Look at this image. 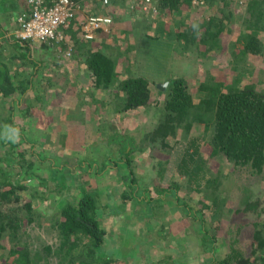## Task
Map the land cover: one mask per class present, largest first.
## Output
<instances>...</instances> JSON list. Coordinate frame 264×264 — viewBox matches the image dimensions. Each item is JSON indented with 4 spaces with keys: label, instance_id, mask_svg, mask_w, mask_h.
Segmentation results:
<instances>
[{
    "label": "trees",
    "instance_id": "trees-1",
    "mask_svg": "<svg viewBox=\"0 0 264 264\" xmlns=\"http://www.w3.org/2000/svg\"><path fill=\"white\" fill-rule=\"evenodd\" d=\"M75 1L77 5L75 19L64 29V36L59 43L71 44L69 49L71 51L75 49L73 56L77 54L76 50L78 52L81 50L85 55V58L79 62H82L83 67L86 65L87 74L92 79L91 94H94V90H99L102 94L110 91V99L101 100L100 107L112 109V112L121 114L128 109L150 104L151 95L147 79L142 75L125 77L126 72L122 73L121 67L127 58L119 59V55L124 53L119 47L116 53L108 51L115 38H110L107 36L109 33L106 34L100 30L94 33L92 39H84L80 33L81 23L87 15L110 16L113 19L110 28H116L115 23L119 22V18L115 12L120 5L125 4L126 0ZM133 1L142 8L141 1ZM43 2L49 3L50 0H43ZM235 3L239 4L235 5ZM25 5L23 10L29 11L28 0ZM87 5L95 7L92 6V9L88 7V13L84 14L82 10ZM148 7L149 14L152 9L159 11L162 15L171 16L176 24V26L170 25L169 28H164L160 21L156 29L158 34L150 36L143 33L147 39L152 37L150 40L159 42L160 52H164V55L168 54V57L170 50L174 49L173 56L176 57L189 47L211 52L221 47L220 39L225 34L233 37L232 47L239 46L238 51L231 50V63H236L239 59L242 61L247 54L257 57L263 53L264 40L261 34L264 33V0H155L153 6L148 5ZM207 10L209 15H205ZM141 12L148 13L145 10ZM191 12L195 15L198 13L202 22L195 19L192 21L191 17L194 14ZM235 12H239L238 15ZM135 20L138 21V19ZM234 21L240 24L238 30L232 27ZM149 24L145 27L149 28ZM134 29L138 31L137 27L130 29L124 27L119 33L121 32V36L125 38ZM165 36L173 44L169 41L164 42ZM15 37L17 38L16 35ZM127 38L132 39L131 36ZM55 42L51 40L49 43ZM153 53H156V49L150 54ZM35 63L37 65V62ZM232 69L237 72L235 64H232ZM27 82V79L19 78V76L12 77L10 66L0 61V142L2 144L5 142L10 146L15 145L14 136L9 130L13 128V108H7L4 97L17 89L25 90L28 86ZM167 82L164 90H157L164 94L163 99L154 101L156 115L158 114L154 130L143 136L150 139L148 147L167 153L162 163L158 162L160 166L156 173L158 182L151 186L146 173L136 174V163L133 165L131 161L135 147L130 142V138L123 135L125 132L121 134L115 130L107 135L106 129L102 126L99 131L107 135V143L118 145L115 148L119 156L118 160H121L128 170L121 176L128 178L129 188L121 192V201L109 205L107 210V201L113 197L111 193L101 194V191L97 189H86L83 183L89 180L85 179L81 183V194L76 201L64 203L61 207H53V212L58 217L55 225L62 240L60 249L64 247V251L59 255L68 256L69 263L75 264L74 260H79L78 264H110L115 260L113 254L117 249L110 254L102 247L105 234L100 221L102 213H112L117 217L124 216L129 225H135L142 238L141 241L138 240L134 231L129 229L130 236L126 238L132 242L142 243L145 238L153 239L155 234L162 238L168 237L165 240L167 244H174L172 239L177 240V246H172L182 251L174 256L172 253L164 252V264L168 262L190 264V261L194 259L191 251L184 252L185 247L182 241L185 237L182 232L176 238L167 227L171 221L169 211H178L183 221L188 218L187 221L190 223L195 221L200 223L201 231L198 236L200 244L196 248L203 253L205 250L210 251L211 248L216 249L212 245L215 239L210 233V224L215 229H219L218 222H222V216L228 214L231 207L235 205L231 202L232 198H234L233 202L239 199L242 204V209H235V211L254 212L257 216L264 214V206L260 197H257L256 186L257 179H260V174L264 172V87H256L254 79L240 83L238 73L228 81L208 77L200 83L194 93L189 91L190 86L184 77L171 78ZM113 91L118 92L114 99H112ZM32 106L35 105L31 102L22 111L20 108L18 110L21 115L28 116ZM138 150L142 151V148ZM110 158L113 160L114 157ZM107 159L104 156V161H94L97 162V173L102 171L109 162ZM213 159L214 163L211 162ZM113 162L117 163V160ZM34 164L35 162L30 161L27 164L28 167L23 170V175L20 176L21 170L14 177L5 167L0 166V264H40L41 260L44 264L47 262L45 259L50 246L46 245L34 250L22 236L25 234L22 230L23 224L26 225L34 219L32 212L35 210L32 200L26 199L24 202L20 200L22 192L28 189L25 182L35 175L32 171ZM51 168L53 173L49 175V178L36 176L42 180L41 185L47 191L30 192L32 196L37 194L42 197L41 204L44 203L42 207L46 209L49 203L48 193L54 194L61 190V187L64 188L62 180L72 175L70 170L64 172L60 167L52 166ZM244 170L248 172V175L251 174L256 188L253 183L240 181V175ZM181 179L185 181L184 185L178 183ZM48 185H53L55 191H50ZM132 185H134L133 189L141 187L142 192H137L136 189L134 191L131 188ZM183 190L187 192L185 196ZM190 192L194 193L193 197L189 196ZM196 196L198 199L200 197L197 200L200 208L195 210L191 199ZM128 200H132L137 205L136 209L134 204L127 205ZM4 203L8 205L6 208L3 206ZM251 224L252 244L255 245L251 249L253 259L245 258L241 252L230 245V253L213 262L264 264V216ZM185 229L187 227L183 230ZM72 248L79 251L76 256L70 254Z\"/></svg>",
    "mask_w": 264,
    "mask_h": 264
},
{
    "label": "rangeland",
    "instance_id": "rangeland-1",
    "mask_svg": "<svg viewBox=\"0 0 264 264\" xmlns=\"http://www.w3.org/2000/svg\"><path fill=\"white\" fill-rule=\"evenodd\" d=\"M154 2L155 0H152V4L149 5L153 6ZM141 4L142 8L133 0H126L124 5H115L116 7L119 6L115 15L119 18L120 23H115L116 28H112V30L109 27L108 31L104 33H109L107 36L112 39L115 38V41L112 40L108 51L116 53L118 52L117 47H119L124 53L118 54L119 59L127 58L121 67V72H126L125 77L128 75H142L147 79L151 95L150 104L128 109L123 113L121 112V114L112 112V109L101 108L100 101L106 98L109 100L110 91L102 94L99 90H94V94H91L92 79L87 74L86 65L83 67L82 62H79L85 58V55L82 54L81 50L79 52L76 50L77 54L73 56L75 49L74 51L69 49L71 44L64 45L59 43V40H54L56 41L54 44H58V46L50 43V49L44 47L49 42L30 41V50L33 58L37 62H41V65L34 67V65L29 64V67L25 68L23 66L22 70L19 69V72L16 68L10 70L12 76L16 74L23 76L26 74L24 73L26 72L25 70L29 68L27 75L34 76L36 79L32 87L29 88L27 86L23 91H20V89L14 90L9 96L4 97L7 108H13V128L9 130L12 131L15 145L10 146L8 143L4 142L2 144L0 142V166L5 167L9 174L14 177L21 170L20 176H22L23 170L28 167L27 164L30 161L35 162L33 170L31 169L35 175L25 182V185H28V189L22 192L20 198L21 202L26 199L32 200L33 209L35 210L32 212L34 219L26 225L23 224L22 230H24L25 234L22 236L25 242L34 250L46 245L50 246L48 253L46 252L48 256L45 259V262L47 261L45 264H71L67 260L68 256L61 257L59 255L64 251V247L60 249L62 240L55 225L58 217L53 212V207H61L64 203L76 201L81 194V183L85 179L89 180V182L83 183L86 189L94 188L101 191V194L111 193L114 197L108 199L107 210L109 205L121 201V192L130 186L128 178L121 176L126 174L128 170L125 164L118 160L119 156L116 154L115 149L118 145L107 143V135L109 133H113L115 130H118L121 134L125 132L123 135L126 138L129 137L130 142L135 147L131 161H133V165L136 163V174L146 173L151 186L153 183L158 182L156 176L157 170L160 168L158 162L162 163V159L166 158L167 153L148 147L150 139H146L143 136L154 130L158 118L154 101L162 100L164 97V94L159 93L157 90H164L169 79L179 76L184 77L190 86L189 91L191 93H194L200 83L203 80H207L208 77L228 81L237 73L240 83L243 84L249 79H254L256 87H264V48L263 53L257 57L247 54L242 61H239V59L236 63H231V50L235 49L238 51L239 46L236 48L232 47L233 37L231 38V35L225 34L220 39L221 47L215 48L211 52L189 47L181 51L176 57L173 56L174 49L170 50V56L168 57V54L164 55V52H160L159 42L150 40L152 37L147 39V37L143 36V33H147L150 36L158 34L156 29L160 25V21L161 26L164 28H169L170 25L176 26L173 18L171 16L167 17L165 14L162 15L159 11L153 9L149 14L148 5ZM237 4L239 3H235V5ZM92 6L87 5L84 7L83 13L87 14L88 7L91 8ZM138 8L141 11H148V13L144 14ZM22 11L25 10L22 8L19 13ZM98 11L96 12L99 13ZM19 13L16 14V17ZM238 13L235 12L236 15ZM191 14H194L191 17L192 21L195 19L198 22H202L198 13L195 15L194 12H191ZM205 15H209V10L206 11ZM1 16L5 17V15ZM135 19H138V21ZM8 20H11V15ZM11 24H6L1 20L0 27ZM147 24H149V28L145 27ZM239 25L237 21H234L232 27L238 30ZM124 27L129 29L137 27L138 31L134 29L130 35L124 38L121 36V32L119 33L120 29ZM14 33H16V31L14 32V26L13 28H7L4 33L0 31V55H2V60H5L4 54L7 57L8 53L14 51L11 48L4 47L3 44L6 37L8 39L15 38ZM232 34L234 36V33ZM261 35L264 40V33ZM130 36L132 39L127 38ZM163 39H165L164 42L169 41L170 44H173L168 37L165 36ZM155 49L156 53L150 54ZM43 51L46 53L45 56L42 54ZM232 64L237 67V72L233 71ZM116 94L118 92L113 91V98H111L114 99ZM194 99H196V96ZM31 102L35 106L30 107V114L28 116L21 115L18 109L20 108L22 111ZM102 126L106 129V136L99 131ZM138 148H142V151L138 150ZM205 151L206 155H208L207 150ZM104 156L109 159V162L102 171L97 173V162L94 161H104ZM110 157H114L113 160ZM115 159L117 163L113 162ZM211 162L214 163V159ZM36 163H39V165H36ZM52 166L60 167L64 172L70 170L72 175L62 180L65 185L64 188L61 187V190L59 189L54 194L48 193L49 203L46 209L42 207L44 204H41L42 197L36 193H34L36 194L35 196H32L30 192L36 190L47 191L41 185L42 180L36 176H48L49 178V175L53 173ZM247 173L246 170L243 171L240 175V181L254 184L253 177ZM260 176V179H257L258 182H256L257 197H260L264 206V172ZM178 183L184 185L185 181L181 179ZM256 186L254 184L255 188ZM131 188L133 189L134 185ZM48 189L55 191L53 185H48ZM135 189L133 190L135 191ZM136 190L137 192H142L141 187ZM186 194L187 192L183 190V195L185 196ZM192 195L194 193L190 192L189 196ZM113 199L115 200L112 201ZM199 199L197 196L191 199V204L195 205L193 208L195 210L200 208L197 203ZM233 201L234 198L231 199V202L235 204L233 208L231 207V211L222 216V222H218L219 229H215L210 224V233L213 234L215 239L212 245L216 249L205 250V253L196 248L200 244L198 240L201 231L200 223L195 221L192 224L187 221L188 218L183 221V217H180L178 211H169L168 215H170L171 221L170 224H167V227L176 238L181 232L184 235L183 237L185 238L182 241L185 247L184 252L191 251L192 257L194 256L190 264H217V259L224 258L230 253V245L241 252L245 258L253 259L251 249L255 245L252 244L253 228L251 223L254 220L261 219L264 214L257 216L254 212H237L235 209H242L241 201L239 199H236V202ZM131 204H134L133 201L128 200L127 205ZM3 206L6 208L8 205L4 203ZM134 207L136 209L137 205L134 204ZM101 217V227L105 230L102 247L104 251L110 254L117 249L115 254H113L115 260L110 264H164V252L172 253L174 256L177 253L179 254V251H182L172 246H177V240L172 239L174 244H167L165 240L168 237L162 238L157 234H155L156 237L153 236V239L149 237L146 240L145 238L142 243L132 242V240L126 238L130 236L131 230L129 229L134 231V235L138 237V240L140 239L141 241L142 236L137 232V227L129 225L124 216L117 217L112 213H102ZM185 227L187 229L183 230ZM74 248L71 249L70 254L76 256L79 251ZM215 259L216 261L213 262ZM78 261L74 260L75 264H78ZM42 263L43 260H41L40 264ZM166 264L171 263L168 262ZM181 264H184V262Z\"/></svg>",
    "mask_w": 264,
    "mask_h": 264
},
{
    "label": "built area",
    "instance_id": "built-area-1",
    "mask_svg": "<svg viewBox=\"0 0 264 264\" xmlns=\"http://www.w3.org/2000/svg\"><path fill=\"white\" fill-rule=\"evenodd\" d=\"M139 1L143 5H149L152 0ZM28 2L29 11H22L16 17L17 38L40 42L61 40L64 29L75 19L76 1L50 0L49 3H45L43 0H28ZM112 21L110 16L103 14L87 15L81 23L80 33L84 39H92L98 30L107 32Z\"/></svg>",
    "mask_w": 264,
    "mask_h": 264
},
{
    "label": "crops",
    "instance_id": "crops-1",
    "mask_svg": "<svg viewBox=\"0 0 264 264\" xmlns=\"http://www.w3.org/2000/svg\"><path fill=\"white\" fill-rule=\"evenodd\" d=\"M9 1H11V3ZM25 4H26V0H0V17H1L0 23H1V20L3 22H5L6 24L12 23L11 25H8V26L7 25L2 26L4 29L2 27H0L1 33H4L7 30V28L8 29L11 27L13 28V26H14V32L16 31V29H17V23L15 21L16 14L19 13V11H21L22 8H24L26 6ZM6 13H8V14L6 15ZM1 15H5V17L1 16ZM10 15H11V20H8ZM15 35H16V33H14V36ZM4 42H5L4 47L6 46V48H11L12 50H14L13 52L8 53L7 57H6V54H4L5 60H2V55H0V61H2L3 63L7 62L8 64L7 63L6 64L8 66H10V70L11 69L14 70L16 68V70L19 72L20 71L19 69L22 70L23 66L25 68L29 67V64L34 65V67L36 66L35 62H37V61L33 58L32 51L30 50V43H31L30 41H23V40L17 39L16 37L13 39H8V37H6L4 39ZM47 44L48 45H44V47L45 48L48 47V49H50V47H51L50 43H47ZM52 44H54V43H51V45ZM54 45L58 46V44H54ZM42 54L45 56V54H46L45 51H43ZM9 61L11 62L10 65H9ZM37 65H41V62H37ZM25 71L26 72H24V73H26V74L23 76L16 74L15 76L13 75L12 77L16 78V76H19V78H22L25 80L27 79L28 80L27 84L30 88L33 86V84H34L33 82H35L36 77H34V76L31 77L30 75H27L29 68L26 69Z\"/></svg>",
    "mask_w": 264,
    "mask_h": 264
},
{
    "label": "flooded vegetation",
    "instance_id": "flooded-vegetation-1",
    "mask_svg": "<svg viewBox=\"0 0 264 264\" xmlns=\"http://www.w3.org/2000/svg\"><path fill=\"white\" fill-rule=\"evenodd\" d=\"M28 41H30V40H28ZM40 42V41H39ZM46 42H50V41H46ZM44 43V42H43Z\"/></svg>",
    "mask_w": 264,
    "mask_h": 264
},
{
    "label": "clouds",
    "instance_id": "clouds-1",
    "mask_svg": "<svg viewBox=\"0 0 264 264\" xmlns=\"http://www.w3.org/2000/svg\"><path fill=\"white\" fill-rule=\"evenodd\" d=\"M113 20V19H112ZM113 22V21H112Z\"/></svg>",
    "mask_w": 264,
    "mask_h": 264
}]
</instances>
